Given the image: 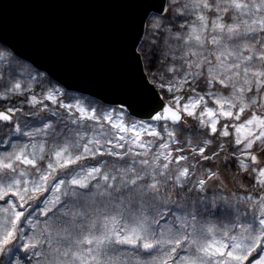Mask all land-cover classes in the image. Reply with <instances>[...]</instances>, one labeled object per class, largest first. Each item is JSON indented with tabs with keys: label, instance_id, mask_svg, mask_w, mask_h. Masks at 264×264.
<instances>
[{
	"label": "snow or ice",
	"instance_id": "snow-or-ice-1",
	"mask_svg": "<svg viewBox=\"0 0 264 264\" xmlns=\"http://www.w3.org/2000/svg\"><path fill=\"white\" fill-rule=\"evenodd\" d=\"M169 3L170 14L160 15L152 23L155 43L150 41L147 49L149 68L156 67L159 73L153 75V89L158 85L161 91L175 92L178 83L192 87L193 81L203 78L208 89L219 84L228 95L217 99L215 92L207 91L205 95L190 97L182 106L180 97L173 95L169 104L161 105L159 112L150 113L151 119L179 123L182 112L197 116L213 137L219 133L227 138L231 128L237 134L234 144L250 163L240 160L236 152L233 159L241 169L252 171L253 185L260 184L264 191V168L254 167L259 161L251 154L254 146L256 151L264 148V119L252 115L239 125L219 122L220 117L229 122L239 121L246 108L259 103L244 101L246 92L254 86L257 91L264 87V0H211V3L169 0ZM158 11L163 13V8ZM164 71L182 74L181 80L177 81L175 76L165 78ZM15 75L13 71L12 77H7L0 71V100L18 94L21 98L16 103H41L43 110L48 111V104L44 103L48 101L56 107L50 113L52 121L23 133L28 137L52 138L47 160L43 144L38 152L28 150L36 149V144H22L4 157L15 163L0 161L6 181L0 185V202L9 205L3 209L9 213L8 221L0 225V257L7 259L0 264H13L14 258L9 253L17 245L26 253L22 258L24 264H33L34 260L36 264H264V196L257 193L254 211L249 209L252 197L248 195L227 201L222 195L218 198L203 195L195 202L175 204L173 187L189 193H206L207 181L219 179L217 173L209 169L206 179L193 183L195 165L191 171L189 167L178 172L170 170L173 160L168 142L160 143L161 151L151 158H133L131 147L124 152L116 151L124 149L121 142L126 140L146 149L135 156L148 157L151 148V141L146 145L138 140L139 131L130 139L124 135L110 139L104 132L97 135V128H102L105 122L119 132L136 129L135 123L128 128L123 122L125 109L131 105L121 101V107L105 109L82 98L65 102L58 90L55 94L48 92L43 98L36 94L29 97L24 89L33 90L16 82ZM144 79L147 82V77ZM206 96L219 105V112L207 106ZM156 98L160 99L158 92ZM197 107L201 108L199 113L195 111ZM18 111L17 107H6L0 111V122L10 123L19 130L13 123ZM257 121L261 125L259 130L249 131L241 138L242 129ZM54 125H59V130ZM139 127L148 135L164 139L151 124L141 123ZM163 131L168 137L174 136L166 127ZM212 144L213 140L205 139L192 151L201 160H214L224 146L218 145L206 155ZM98 156L115 159L81 163L96 160ZM161 157L165 161L162 164ZM188 159L180 155L175 163ZM38 161H45V166H38ZM17 165L35 169L31 179L13 177L7 182L6 174L9 170L17 172ZM257 173L259 179L255 178ZM19 175L29 174L21 171ZM32 200L38 201L37 207L43 205L42 222L32 219L36 211L30 204ZM217 200L221 202L219 205ZM218 213L224 214L228 223L219 228L205 227L204 214ZM26 225L29 229L38 226V230L30 234L25 230ZM122 253L128 257L126 261L117 259Z\"/></svg>",
	"mask_w": 264,
	"mask_h": 264
},
{
	"label": "water",
	"instance_id": "water-1",
	"mask_svg": "<svg viewBox=\"0 0 264 264\" xmlns=\"http://www.w3.org/2000/svg\"><path fill=\"white\" fill-rule=\"evenodd\" d=\"M166 7L167 0H0V43L68 91L109 106L123 101L131 117L151 121L169 101L153 89L139 46L149 17Z\"/></svg>",
	"mask_w": 264,
	"mask_h": 264
},
{
	"label": "rangeland",
	"instance_id": "rangeland-1",
	"mask_svg": "<svg viewBox=\"0 0 264 264\" xmlns=\"http://www.w3.org/2000/svg\"><path fill=\"white\" fill-rule=\"evenodd\" d=\"M209 3H211V0H209ZM171 7H172V5L169 3V0H167V7H166L164 14H152L146 23L145 34H144V37L142 40V55H143L144 60L146 62H148V64H149V61H148L147 57H148L149 53H148L147 49L149 48V42L151 41L152 43H155V41L153 40L152 34H151L152 33V23L156 19H158L160 15L165 16V13L167 12L168 9H171ZM208 16L211 19L212 13L209 12ZM225 19H227V16H225ZM0 54L3 55V59L0 60V71H2L5 74V76H7V77H12L13 71L15 73H17V75H15V81L20 82L22 85L27 84L30 86V89L33 90L30 92L28 89H24L25 93L29 97L31 94H36L38 96V98H43L44 96L47 95L48 92H53V94H55V92L58 90L61 97L65 100V102H68V101L76 99V98H82L83 101H90L93 104L99 105L100 107L105 108V109L119 108L117 106L105 105L102 102L96 100L95 98L88 96V95H85V94H81L80 92L68 91L60 83H58L57 81L50 78L45 72L37 70L30 63L16 57L6 46H4L1 43H0ZM160 67L162 68L163 65H161ZM10 70H12V71H10ZM148 70L150 72L152 79H153L154 74H157V75L159 74V73H157L156 67H152L151 69L149 68ZM163 75L165 78H167L169 76H175V79L177 81H180L181 76H182V74H173V73H169L167 71H164ZM201 81H203V78H200L199 82L193 81L192 87H189V85L187 83H178L175 86L176 87L175 92H164L161 90L160 91L163 93V95L166 97V99L168 101L170 100L171 97H173V95L180 97L179 104L181 106L184 105L185 103H187L190 97H194L197 94L205 95V93L207 91L215 92L217 99L228 95L227 90L223 89L222 86H220L219 84H216L215 87L211 88V89H208L207 86H206V89L198 88L197 84H199ZM41 83L44 84L43 88L40 87ZM0 84H2V82H0ZM157 87H158V85H157ZM193 88H195V91H193ZM0 91H2V88H0ZM20 98L21 97L17 94V95H12L11 99H9V100H0V111H4L6 107H17L20 109V111L16 112L15 116L13 117V123L18 126L19 130L14 129L12 124H10V123L0 122V161H3L4 163H15V161H12V160H4V157L9 152L16 150L17 147L19 145H22V144H29V145L36 144L37 145L36 149H32L31 147H29L28 150L29 151H37V152L39 150V146L41 144H43L44 149H45L44 155H45V158L47 160L49 158L48 149L51 145L52 138L49 136L28 137L26 135H23V133L27 132V131H32V130L41 128L44 125V123L52 121L53 118H52L50 113L52 110L55 109L56 106L51 105L50 102H48V101H44V103L48 104V109H49L48 111H45V110H43V105L41 103H36L35 105H30V104H26V103L25 104L16 103V101H18ZM205 99H206L208 107H213L214 109L217 110V112H219V110H220L219 105H216L213 102V100L207 96L205 97ZM249 100H258L259 103L255 106H249L248 108H246L245 112L241 115L239 121L229 122V121H226L224 117H220L219 118L220 124L235 123V124L239 125L240 123L245 122L247 119H249L252 115H256V116H259L261 119H264V87H261L259 89V91H257V89L254 86L252 91L246 92L244 102L247 104L249 102ZM235 103L237 104V108H238L240 102L237 100ZM37 107H40V110H43L45 112V115L43 117L39 116L37 114V112L35 111V110H37ZM189 110H192V109H189ZM195 111L197 113H199L201 111V108L197 107L195 109ZM233 111H236V109H233ZM115 115L116 114L114 113V117H115ZM182 115H183V119H194V120H196L197 124H198L197 127L199 128V130L207 131L206 132L207 137L199 138L197 140H195L191 137H186L187 138L186 142H183L182 140H179V138L176 135V131L174 129V126L177 124H172V122H169V121H155V120L150 121V120L135 119V118L131 117L127 113L126 110H125V114L123 116V122L125 123V125L128 128H131V125L133 123H135L137 125L136 129L129 131V132H119L118 129L111 128V125H109L107 122H105L102 128L101 127L97 128V135L99 136V134L101 132H104L108 136V138H110V139H114L120 135H124L125 137L130 139L132 137H135L136 132L139 131L140 136H139L138 140L143 141L146 145L148 144L149 141H151V148L148 151V157L135 156L136 152H144L146 149H141L136 144H129L127 142V140L123 141V142L117 141V142L124 143L125 147H124V149H116V151L124 152L129 147H131L133 150L131 155L135 159L151 158L154 153L161 151L158 148V145L160 143L168 142L170 144V149L168 151L171 152V157L173 160V163H171L169 165L170 170H174V171L178 172L183 167H189L190 171H191L192 166L195 165V173H194V175H192V182L193 183H195L196 180H198V179H206L205 173L207 172V170L210 169L211 171L217 173V176L219 177V180H220V186H222V183L225 184L226 182L224 181L223 176H221V174L219 172V170H220L219 166L221 165V163L223 161H228V155L227 154H229L232 157V160H233L232 162L235 164L236 169H238L242 174L243 173H249L252 176L251 170L245 171V170L241 169L239 166V163H237V161L233 159V153L236 152L237 155L239 156L240 160H242L246 164L250 163L248 158L245 155H243L240 152V150L237 148V146L234 144V137L237 134L234 133L231 128H229V131L231 134L227 138L222 137L221 135H219V133L215 137H213L210 134V132L208 131V129L200 123V119H198L197 116L190 117L186 113H183V112H182ZM204 119H208V118L204 117ZM115 122H120V121L116 120ZM84 123H90V122H84ZM141 123L151 124L153 129H155L158 132H161V135L164 137V139L161 140L160 137L148 135L144 129H141L139 127V125ZM54 126L59 130V127H60L59 125H54ZM165 127L167 128V130L169 132L174 133L173 137L167 136V133H165L163 131V128H165ZM260 127H261V125H259L258 121L254 122L253 125H248L246 128L242 129V131L239 133V135L241 138H244L245 136H247L249 134V131L257 132ZM89 135H91V134H89ZM99 138H101L103 140L104 137L100 136ZM205 139L213 140V144L208 146V148H207V152L205 153L206 155L213 152L214 150H216L218 145L222 144L224 146L223 150L219 152V154L215 157V159L211 160L212 162L214 161L215 163H217L216 167L209 165V161L201 160L200 157L192 151V148L194 146L199 145ZM177 141L179 143H177ZM178 149H183V151H178ZM251 154L256 155L258 157V161H259L258 163H256L254 165V167L256 169L264 168V148H262L260 151H256V146H254ZM180 155L187 156V157H189V159L185 160V161H180L179 164L177 165L175 163V158L177 156H180ZM113 159H115V158L109 157V156H104V157L98 156L96 158V160H86V161H81V163L95 164L97 162V160H109V161H111ZM125 159H128V157H125ZM164 162L165 161H163V158L161 157L160 163L162 164ZM38 166L44 167L45 161H38ZM21 171H25L29 175L26 177H21L19 175V173ZM34 172H35V169H33L31 166L25 167L23 165H17V172L12 173L9 170V172L6 174L7 182H10L13 177L19 178L21 180L31 179L32 174ZM4 175H5L4 170L0 169V185L5 184V182H6L4 179ZM238 178H240V177H238ZM255 178L259 179L258 173H257ZM213 179H216V178H213ZM211 180L212 179L207 181V184H206L207 192L206 193H200L197 191H193L192 193H189L186 191V189H182L178 186L173 187L172 199H173L174 203L184 205L188 201L195 202L196 200H198L203 195L215 196L217 198L222 195L225 198V201L232 199L234 196L243 197V196L248 195V196L252 197V200L249 202V209L251 211L256 210L254 207L256 202H257L256 196L251 195V194H244V193L227 195L223 191H220V192L219 191H216V192L209 191V183L211 182ZM238 181H239L238 183L235 181L237 183V186H239V184L241 183L240 180H238ZM257 185L259 187H261L260 184H257ZM177 194H179V195H177ZM220 203L221 202L219 200H217V204L219 205ZM30 204L32 205L33 208L36 209V211L33 213L32 219L34 221L39 220L40 222H42L44 217L40 213H41V209L43 208V205H40L39 207H37V204H38L37 200L30 201ZM5 207H9V205L4 204L3 202H0V225H4L8 221L9 213H5L3 211V209ZM227 223H228V220L225 218L224 214H222V213H218L215 216H212L209 214H204V226L205 227L219 228L221 224H227ZM25 230L30 231V234H33L38 230V226H37V228L29 229V226L26 225ZM21 243H23V242H21ZM25 255H26V253H25L24 249L22 247H19V245L14 247L12 249V251L9 253V257L14 258L13 264H16L17 261L19 262V264H24V261L22 258L25 257ZM141 255H144V254H141ZM6 259L7 258H5V257H0V261H6ZM117 259H123L126 261L128 259V257L122 253ZM33 264H36L35 260L33 261Z\"/></svg>",
	"mask_w": 264,
	"mask_h": 264
},
{
	"label": "trees",
	"instance_id": "trees-1",
	"mask_svg": "<svg viewBox=\"0 0 264 264\" xmlns=\"http://www.w3.org/2000/svg\"><path fill=\"white\" fill-rule=\"evenodd\" d=\"M171 12V9H168L165 13V16L169 15ZM139 50L142 53V42L139 46ZM143 56V55H142ZM144 60V58H143ZM145 64V70L147 74L149 75L150 79H152L150 72H149V64L144 60ZM198 88L206 89V84L201 81L199 84H197ZM166 98V97H165ZM37 114L41 117L45 115V112L43 110H40V107H37V110H35ZM197 121L194 119H182V121L174 126V129L176 131V135L179 138V140H182L183 142H186V137H191L195 140L203 137H207V131L199 130L197 127ZM228 155V161H223L221 163L220 167V174L223 176L225 184L222 183V186H220V180L219 179H212L209 183V191H223L227 195L231 194H237V193H244V194H251L257 197V193H259L261 196H264V191L261 190V187H259L257 184L253 185L252 180L253 177L249 173H241L238 169H236L235 164L232 162V157ZM209 165L217 166V163L214 161H209ZM218 168V167H217ZM224 173V174H223ZM240 177V178H238ZM240 180L239 186H237V183ZM237 183H236V182ZM217 185V186H216Z\"/></svg>",
	"mask_w": 264,
	"mask_h": 264
}]
</instances>
